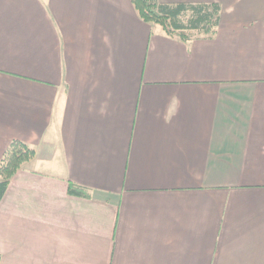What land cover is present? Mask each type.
I'll use <instances>...</instances> for the list:
<instances>
[{
	"label": "crops",
	"instance_id": "0c3cea01",
	"mask_svg": "<svg viewBox=\"0 0 264 264\" xmlns=\"http://www.w3.org/2000/svg\"><path fill=\"white\" fill-rule=\"evenodd\" d=\"M168 36L131 0H0V264H264V0ZM70 183L86 195L68 192Z\"/></svg>",
	"mask_w": 264,
	"mask_h": 264
},
{
	"label": "trees",
	"instance_id": "16d2710c",
	"mask_svg": "<svg viewBox=\"0 0 264 264\" xmlns=\"http://www.w3.org/2000/svg\"><path fill=\"white\" fill-rule=\"evenodd\" d=\"M138 15L148 23L159 25L164 33L182 41H189L197 35L211 37L219 24V6L208 4L166 5L160 0H131ZM35 154L25 143L13 140L0 162V200L9 180L17 170ZM68 192L86 195L84 189L70 183Z\"/></svg>",
	"mask_w": 264,
	"mask_h": 264
}]
</instances>
